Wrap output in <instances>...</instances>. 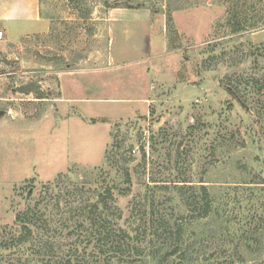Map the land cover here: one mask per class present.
Wrapping results in <instances>:
<instances>
[{"label":"rangeland","instance_id":"rangeland-1","mask_svg":"<svg viewBox=\"0 0 264 264\" xmlns=\"http://www.w3.org/2000/svg\"><path fill=\"white\" fill-rule=\"evenodd\" d=\"M41 3L49 27L0 26V240L41 203L67 221L58 248L79 244L75 264H156L69 234L67 218L113 185L105 214L140 252L166 219L184 227V264H264V0ZM202 185L208 217L188 203ZM29 247L0 264H44Z\"/></svg>","mask_w":264,"mask_h":264},{"label":"trees","instance_id":"trees-1","mask_svg":"<svg viewBox=\"0 0 264 264\" xmlns=\"http://www.w3.org/2000/svg\"><path fill=\"white\" fill-rule=\"evenodd\" d=\"M114 7H120L121 3L116 1L113 4ZM244 23L237 22L233 23V30L235 32L243 31ZM233 92L232 88L229 89ZM127 178L126 183L132 184V178L129 172L126 173ZM33 186V185H32ZM129 188V187H128ZM177 189H182L183 187H176ZM115 187L113 185H107L100 194V198L97 201H92L89 198L88 204L86 206H80L81 210L73 212L71 216L67 219L68 221L74 220L75 226H72L69 234H78L77 240L86 243H93L99 246L101 252L108 253L110 250L116 252L121 260L122 256L129 255L130 258L134 256L132 252H137L138 255L142 256L140 262H143V258L146 259L149 256L155 255L156 264H165L167 260L174 255H177L180 259L179 263L173 264H184L187 255H189V247L185 245L184 237V227L178 221L175 224H171L166 219H162L166 224L163 231H157L159 233V239L163 238L159 243H154L152 245V251L147 252L146 250H141L140 245H136L131 239L130 234L122 229L116 222V216L113 213V217L110 218V214H105V210L115 207V199L113 196V190ZM130 189V188H129ZM201 196L193 197L188 199L191 205L196 204L202 211L204 217L211 215L213 211L211 195L205 185H202ZM91 200V201H90ZM41 203H38L35 208L28 207L25 210L19 211L15 217V224L18 225V233L13 234L12 231L10 235L6 236V233L2 235L0 240V250L17 249L22 250V247L30 246L32 258L36 260L42 255L40 260L44 264H75L77 260V255L80 252V245L75 244L67 249L66 253L61 254V247L58 248V236L56 231H64L65 229L61 227L66 226L67 221L62 223H54L53 219L45 217V213L39 211L38 208ZM80 207L78 209H80ZM85 207V208H84ZM118 211V210H117ZM117 214V212H115ZM177 220V219H176ZM61 224V225H60ZM68 226V225H67ZM82 230V232L80 231ZM138 241V239H136ZM151 249V248H150ZM149 250V249H148ZM59 252V253H58ZM65 252V251H63ZM129 262V259L126 261ZM172 264L171 262H168ZM166 263V264H168Z\"/></svg>","mask_w":264,"mask_h":264},{"label":"crops","instance_id":"crops-1","mask_svg":"<svg viewBox=\"0 0 264 264\" xmlns=\"http://www.w3.org/2000/svg\"><path fill=\"white\" fill-rule=\"evenodd\" d=\"M0 26L7 34L21 35L50 26L41 0H0Z\"/></svg>","mask_w":264,"mask_h":264},{"label":"built area","instance_id":"built-area-1","mask_svg":"<svg viewBox=\"0 0 264 264\" xmlns=\"http://www.w3.org/2000/svg\"><path fill=\"white\" fill-rule=\"evenodd\" d=\"M3 34H4V32H3V31H0V37H2V36H3Z\"/></svg>","mask_w":264,"mask_h":264}]
</instances>
